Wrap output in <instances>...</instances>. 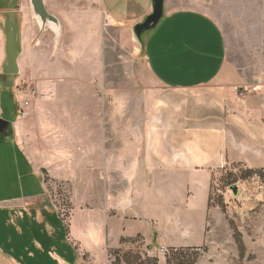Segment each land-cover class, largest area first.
Instances as JSON below:
<instances>
[{"label": "crops", "instance_id": "0c3cea01", "mask_svg": "<svg viewBox=\"0 0 264 264\" xmlns=\"http://www.w3.org/2000/svg\"><path fill=\"white\" fill-rule=\"evenodd\" d=\"M11 1L0 0V76L4 73L7 77L4 66L10 55L11 32L15 31L19 40L15 59L19 82L26 80L45 94L44 98H36L34 109L32 102L27 117L22 115L20 105L13 123H17L16 129L23 137L20 139H25L29 148L26 160L33 174L39 177L37 163L42 155L54 166L50 172L55 174L61 168L72 188L69 229L50 201L43 177V193L20 197V208L15 213L4 208L8 210L7 222H13L15 235L26 244L21 253H28L27 258L39 254L42 258L60 259L61 264H82L78 259L86 252L79 251L83 242L79 238L80 226L86 231L93 230L98 241L105 243L108 239L119 242L123 237L140 236L147 243L174 247L203 244L215 171L227 158L246 153L239 146L240 137L250 129L247 124H253L251 117L254 123L264 126L263 60L260 65L231 61L227 34L208 8V4L223 0H165L164 16L159 24L143 34L142 39L137 36L155 78L172 92L166 97L165 94L145 96L140 107L132 102L123 109L125 122L120 125V137L117 122L110 123V131L116 134L106 137L108 123L95 108L91 118L85 104L71 108L65 105L66 100H61L62 104L53 101L57 107L49 104L45 110H39L38 104L48 97L47 89L52 97L56 91L54 81L44 74L45 71L51 74L49 68L52 69L53 63L47 60V52L38 49L45 34L37 42L38 26L26 9V0L17 4ZM233 1L246 10L243 17L249 28L244 35L249 39L244 38V43L258 45V50L264 52V0ZM50 2V11L63 19ZM101 3L110 26L133 33L135 26L153 12V0H101ZM85 43L93 44V41ZM95 47L93 44L90 50H101ZM56 54L53 47L52 56ZM3 82L7 86L8 82ZM239 83L257 86L253 93L242 96L232 91V86ZM138 110L140 117L135 114ZM43 115L44 123L38 124V117ZM39 129L52 133L75 132L77 137L58 140L47 135L42 140ZM28 132L35 134L34 140L26 138ZM9 141L14 148L22 149L20 140L18 144ZM31 197L36 201L46 197L50 203H27L25 199ZM45 212L57 215L64 227L63 236ZM72 225L75 240L70 236ZM33 227H41L48 242L42 244L35 236L27 238ZM52 239L66 245L60 250L49 243ZM6 254L9 255L0 243V264H16Z\"/></svg>", "mask_w": 264, "mask_h": 264}, {"label": "rangeland", "instance_id": "374dc122", "mask_svg": "<svg viewBox=\"0 0 264 264\" xmlns=\"http://www.w3.org/2000/svg\"><path fill=\"white\" fill-rule=\"evenodd\" d=\"M18 2L19 0H15L14 4ZM50 6L63 17L61 19L65 31L55 51L57 54L53 56L52 49L55 46L53 33L46 32L43 40H37L38 45L40 44L38 49L47 52V60L53 63L52 69L49 68L51 74L48 75L46 71L44 74L51 77L56 89L53 97L50 89H47L48 97L38 104L39 110H45L49 104L57 107L56 104H52L53 101L62 104L66 100L65 105L71 108L85 104L91 112V118L94 117L93 109L95 108L101 113L102 120L108 123L106 137L116 134L115 131H110V123L116 122L119 124L118 137H120L122 133L120 125L125 122L123 112L131 106L132 102L139 103L137 107H140L145 96L165 94L166 97L172 92L155 78L136 33L129 32L123 27L109 25L101 0H51ZM208 8L221 22L227 34L231 61L236 64L250 61L254 65H260L262 59L264 64V52L258 50V45L245 44L243 40L249 39V36L244 35L249 26L243 17L246 10L241 7V4L233 0H223V2L208 4ZM26 9L30 11L29 0H26ZM10 38V55L7 65L4 66L7 77L3 76L4 73L0 76V117L10 122L0 131V142L5 140L3 144L0 143V209L6 207L10 208L11 214L17 212L21 204L18 200L20 197L25 198L26 195L44 192L45 186L42 181L44 178L50 201L53 205L55 204L56 211L69 229L72 209L70 181L67 182V179L63 177L61 168L55 174L50 172L54 166L42 155L40 156L39 152L40 158L38 157L37 163L39 177L33 174L26 160V150L29 148L24 142L25 139H20L23 137L16 129L17 123H13L14 119H10L4 110L8 108L10 114L18 113L22 103L15 87L17 85L18 88L20 84V71L15 63L19 52V40L15 31L11 32ZM87 40H92L95 48L99 47L101 50H90L93 44H86ZM42 51L40 53H43ZM85 62L100 65H82ZM2 80L8 82L7 86ZM256 86L255 83H239L232 86V91L242 96L247 93L249 95L255 91ZM58 92L63 95H59ZM62 97L65 99H61ZM36 106L35 98L31 109ZM140 112V110L135 111V114L139 115ZM22 115L19 114V117L21 118ZM44 117V115L38 117V124L44 123ZM36 118L34 117V120ZM249 120L253 124H247L250 129L241 134L242 140L239 145L242 150H246V153L239 152L236 157L227 158L213 175L207 234L203 244L174 247L168 244L147 243L140 236L123 237L119 242L108 239L105 243L104 240L98 241L93 230L86 231L80 226L79 238L83 242L79 246V251L86 253L84 257L80 254L78 262L82 264H169L168 260H172L170 264H264V126L254 123L252 117ZM38 132L42 140H45L47 135L58 140L77 137L75 132L70 131L52 133L39 129ZM89 133L91 134L92 131ZM25 136L29 141L35 139L33 133L28 132ZM9 140L17 144L20 140L22 149L18 146L14 148ZM34 203L45 205L50 202L44 197L42 201L35 200ZM24 206L29 207L26 203ZM74 221L79 225L77 219ZM73 230L72 225L70 236L72 240H75ZM84 248L86 251H83ZM173 249L175 251H172ZM7 256L16 264H30L24 256L22 258L16 256V258L13 253ZM48 262L49 264L62 263L57 258H51Z\"/></svg>", "mask_w": 264, "mask_h": 264}, {"label": "water", "instance_id": "95a60500", "mask_svg": "<svg viewBox=\"0 0 264 264\" xmlns=\"http://www.w3.org/2000/svg\"><path fill=\"white\" fill-rule=\"evenodd\" d=\"M30 11L32 17L38 26V33L36 39L38 40L44 33L52 32L54 35L55 46L58 48L63 38L65 27L62 19L50 11L48 7V0H29ZM165 0H153V12L149 14L144 21L138 23L134 30L139 39L145 32L156 27L164 16ZM28 114L25 113L24 117ZM9 125V120L0 117V131L5 129ZM35 198H26L27 203L34 202Z\"/></svg>", "mask_w": 264, "mask_h": 264}, {"label": "trees", "instance_id": "16d2710c", "mask_svg": "<svg viewBox=\"0 0 264 264\" xmlns=\"http://www.w3.org/2000/svg\"><path fill=\"white\" fill-rule=\"evenodd\" d=\"M8 92V91H6ZM9 94V92H8ZM4 101H3V107H4ZM6 111V114L8 117H10V119H14L16 116V112L13 114H10L7 109H4ZM5 140H1V144H3ZM45 216L51 221L53 222L54 226L60 229V235L63 236L64 235V227H61V223L59 221V218H57V215L55 213H50V212H45ZM9 219V215H8V210L7 209H0V243L1 245L4 247L5 251L9 254H14V256L16 257H20L22 258V256L25 257L26 260L30 261V264H49L48 260H51V257L46 256V258H42L40 257L39 254H36L34 256V258H27L26 255L28 253H21V249H24L23 246H25L26 244L20 242V240L17 238V236L15 235V227L8 223ZM67 231V228H65ZM32 233V234H31ZM33 236H35L36 238H38V240L44 244L46 242H48V236L46 235L45 232L42 231L41 227H33L32 230L28 231V235H26L27 238H32ZM30 239H28V241H30ZM49 243L55 244L57 247H59L60 250H62L63 246H65V243L60 242V240H49ZM172 251H175L174 249ZM178 251V249L176 250ZM26 254V255H25ZM16 257V258H17ZM24 259V258H23ZM37 260H39V262H37ZM172 262V260H168V263L170 264Z\"/></svg>", "mask_w": 264, "mask_h": 264}, {"label": "built area", "instance_id": "2783aa9c", "mask_svg": "<svg viewBox=\"0 0 264 264\" xmlns=\"http://www.w3.org/2000/svg\"><path fill=\"white\" fill-rule=\"evenodd\" d=\"M18 95L21 97L22 99V103H21V113L25 114L29 111L32 102L35 98L38 97H45V94L37 91L36 88L31 87L30 83L26 80H24L23 82H21L18 86ZM164 251V249H163Z\"/></svg>", "mask_w": 264, "mask_h": 264}]
</instances>
